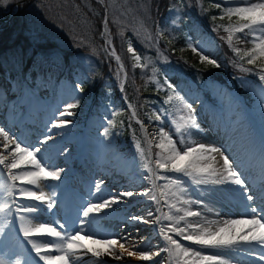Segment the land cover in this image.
I'll use <instances>...</instances> for the list:
<instances>
[{"label":"trees","instance_id":"16d2710c","mask_svg":"<svg viewBox=\"0 0 264 264\" xmlns=\"http://www.w3.org/2000/svg\"><path fill=\"white\" fill-rule=\"evenodd\" d=\"M15 1L0 5V17ZM104 1L108 10L109 36L126 69L123 92L144 123L159 131L174 106V103H166L168 96L175 93L182 97L213 100L214 89L220 85L230 87L231 82L246 102L252 101L244 80L253 75L241 68L255 67L246 63L247 57L240 60L227 43L228 34L222 27L218 28L237 22L235 15L231 19L227 15L220 19L223 9L234 5L222 0ZM215 4L222 7L218 9ZM103 15L104 7L97 0L22 1L9 21H0V71L11 68L22 82L33 67L38 68L44 63L55 65L59 69L57 90L60 95H65L66 102L73 100L77 104L71 109L73 127H80L87 112L91 113L89 122L92 124L100 110L107 109L119 133L105 136L106 152L142 158L137 148L138 143L144 148L139 126L116 98L118 87L109 71L115 62L110 56L107 61L102 51ZM195 22L216 40L214 59L223 67L201 61L200 56L189 48L188 26ZM157 26L163 33L158 43L155 41ZM251 39V36L236 33L233 46L241 49L243 55L253 46ZM129 43L142 57L140 63L144 66H134L133 55L127 51ZM164 72L177 74V86L170 89L166 85ZM77 84L83 91L76 87ZM34 95L41 99L45 97L38 93ZM156 115L162 119L157 121ZM105 128L109 129V126ZM158 142L159 138L151 147L155 158L160 151L156 147Z\"/></svg>","mask_w":264,"mask_h":264},{"label":"rangeland","instance_id":"374dc122","mask_svg":"<svg viewBox=\"0 0 264 264\" xmlns=\"http://www.w3.org/2000/svg\"><path fill=\"white\" fill-rule=\"evenodd\" d=\"M222 1L227 2L228 5L241 6L230 4L229 0ZM13 5L14 2L11 8ZM105 10L106 9H104V11ZM107 11L108 10H106V12ZM9 20L10 18L7 21ZM160 29L161 28L157 29V35L158 33H162ZM188 32L189 43L202 50L204 55L213 59L217 49L216 40L205 32L202 26L197 22L188 26ZM106 50L107 49L103 47L102 51L105 56L108 54ZM203 62L207 63L206 61ZM219 65L223 67L221 64ZM260 67L261 64L259 62V64L253 68V71L250 72L251 75H256L258 80L253 78L244 80L246 87L252 93L253 103L250 106L244 103L241 96L237 94L233 87L229 89L224 85L217 87V98L214 103L209 102L204 104L205 101L201 100L202 103L199 102L196 104L197 106H193L189 98H184L186 103L192 105L196 119L200 124L199 130H190L191 135H185L184 139H192L207 145H215L223 149L230 158L237 161H241L246 154V148L244 145L240 144L242 140L257 139L258 144H261L264 149V103H261V100L264 99V92H262V89H264V82L259 80L258 72ZM109 71L113 82L117 83L120 72L116 63L112 65V70L109 69ZM57 78V69L50 64H44L40 68L34 67L28 75L29 83H20L12 70H7L5 73L0 72V127H4L10 134L16 135L27 144L35 146H41L38 145L37 142L45 136L51 135L54 139L49 141L46 145L41 146L44 149L41 155H43L45 161L53 167L65 169L61 180H54L52 183L50 179L51 181L49 180L48 184L43 188L46 194L53 195V207L47 209L45 205H41V211L38 214L40 222L51 223L57 228L60 224H64V230L69 233L82 227V235L85 233L94 234L95 238L120 239L123 235H128L130 237L138 236L140 240L145 238L153 242L159 241L162 244V249L167 248L168 245L163 239L160 229L168 225L170 221L163 219V215H183V212H177L176 208L190 207L191 209L193 204L188 206L184 205L182 202H177L176 197L172 195V193L177 190L169 184V180L156 177L166 176L181 180L184 189L181 201L185 199L189 200L191 196H193V193L187 190V183L191 179L182 174H176L165 170L157 171L154 167L153 158L149 157L148 152V160L151 162L150 167L155 170L156 176H152L146 171L144 168L145 163L141 165L133 157L126 158L125 156H116L106 152L105 130L102 131V129L104 124L109 125L110 120H107V111L103 109L100 111L99 117L95 118L93 130H90L96 133L95 137L98 138V141L95 142V145L93 144V147L90 146V148H87L84 132L72 128L73 120L71 117L60 116V113L65 110L61 107H66L67 104H73V100L65 102V95H60V91L56 88L57 98L55 105L53 108L48 105L49 95L55 90V87H57ZM31 89L41 94V96H45L44 99H42V101H44L42 105L43 118L34 117L33 123L27 120L28 111L32 105L30 96ZM199 105L202 106V109H198V112L195 113V109L196 107L198 108ZM181 108L182 106L177 104L172 108V113H174L173 119L177 122H180V116L186 115ZM205 112H213L216 117L215 119L219 121L220 126H218L220 130L217 129L220 134L219 138L215 136V133L209 127L205 119L207 116H205ZM61 119L70 121V124L65 128L53 127V124ZM260 126L263 129L262 131ZM109 128V137L118 133L116 127L109 125ZM163 128L173 133V139H181L180 136L174 134V125L171 120H168ZM100 130L101 133H99ZM148 133L153 144L158 138L157 134L154 129L149 130ZM235 141L238 143L237 145H240L231 150L228 143L230 142V144H232ZM216 157L218 159L217 161L221 160L218 154H216ZM261 168L262 165L255 169L251 168L246 174V179L248 181H253L255 178L258 180L261 179ZM153 181H155V186ZM97 182H102L100 193H97L95 188ZM166 185L168 187H165ZM257 187L259 188L260 185ZM149 190H151V195L156 196V200L151 199L150 196L142 195V193ZM127 191L133 192L134 195L132 197H122L120 202L112 205L110 209L105 210V212L99 215L92 216L89 221L81 224L85 219L82 215V209L86 207L88 203H94V197H98L99 201H101V198H108ZM206 191L215 197L222 198L219 192ZM252 192L254 193L256 190ZM256 194L258 200V198H260V190L259 193ZM224 201L227 203L225 199ZM20 202L24 204L34 203L27 199H21ZM258 203L262 205L260 207H264L261 200H259ZM169 204H176V208L170 209ZM149 212L152 213L151 217L148 216ZM23 214L24 213H15L14 211L12 215L7 217V220L11 221V223L5 229V235L0 237V258L5 259L7 262L6 264H15L16 260H20L21 264H44V262L36 256L35 252L30 250L31 245L28 244L20 233L19 215ZM134 216L145 217L153 221V223L144 224L137 222L132 219ZM157 217H161L159 222H156ZM227 217L232 216L228 215ZM232 218L236 219L234 217ZM112 227L114 229L111 233L110 230ZM179 227H184V223L181 222ZM153 230L156 233L155 236L151 235ZM98 231H101V233ZM168 234L173 235V238L179 240L185 247L195 249V247L191 245L193 243L184 240L183 237L176 236L173 233ZM17 236L20 238V241L17 239ZM15 238L16 240L12 241ZM146 245H149V243ZM11 246H15L13 252ZM91 246L99 247L97 245ZM158 246L159 245H157V247ZM161 247L157 251L159 255L153 256V258L148 261L126 259L125 255L120 259H116L115 257L119 253V249L116 247V253L113 255L105 254L99 258L94 257L93 261L89 264H177V260L171 258L169 253L163 251ZM26 251L27 253L31 251V254H27ZM142 251L152 252L153 247L145 246L142 248ZM252 253V255H249L250 253H247V255L249 257H255L256 255H254V252ZM7 254L8 256L6 257ZM89 255L92 256L91 253H89ZM7 258L8 260H6ZM95 259H97V262L94 261ZM180 264H183V262L181 261ZM233 264L239 263L234 262Z\"/></svg>","mask_w":264,"mask_h":264},{"label":"snow or ice","instance_id":"6c2138e0","mask_svg":"<svg viewBox=\"0 0 264 264\" xmlns=\"http://www.w3.org/2000/svg\"><path fill=\"white\" fill-rule=\"evenodd\" d=\"M10 0H0V5L6 6ZM230 4L241 6L226 7L223 9V15L220 19H224L227 15L229 19L235 15L238 20L235 24H230L227 27L219 25L218 28H223L227 35V43L233 48V51L239 56L240 60L247 57L246 63L254 67L259 61L258 76L261 82H264V0H229ZM216 8H221V4H215ZM216 19V17H213ZM175 22V21H174ZM107 24V19L105 20ZM236 33H243L245 36H251L252 47L243 52L241 49L233 46V36ZM163 35V33H158ZM189 48L194 53L200 56L201 61H206L208 64L215 67H220L215 59H210L204 55L202 50L196 46L189 44ZM127 51L132 53L133 59L136 62L134 66L141 65L142 57L138 55L129 43ZM113 55L115 51L113 50ZM117 61L120 60L118 55H115ZM121 69L123 65H120ZM242 71L252 72V68H241ZM76 87L83 91V88L77 84ZM171 89L172 86L169 85ZM175 93V89H172ZM264 92V89H262ZM166 103H174L182 106L181 110L186 113L179 117L177 122L172 121L174 125V134L180 136V140L173 139V133L160 128L158 131L159 142L156 147L160 149L155 154L156 169L165 170L168 172L182 174L189 177L195 184H214V185H233L241 190V195L245 200V214L241 218L226 219L223 221L204 220L203 223L191 222L189 217H201L202 213L190 210V207L176 208V204H169V208H176L177 212H183V215L164 214L163 219L170 221L160 229L163 239L168 247L162 249L167 251L171 258L177 260V264L182 261L183 264H232L230 258L225 253L231 251H239L245 249H254L259 246L262 249L259 255V260L264 261V207L252 206V202L257 198V194L251 190L250 182L245 178L240 167L243 166V161L239 163L230 158L226 152L215 146L200 143L196 140H185V135L190 136V130H199L198 123L192 105L185 102L184 98L175 93L169 95ZM264 103V99L261 100ZM77 107V104H67L65 110L60 113V116H70L73 113L69 109ZM133 107L132 116H136ZM155 119L160 121V115H156ZM143 127L142 121H137ZM70 124V121L61 119L53 124L55 128H65ZM109 125L114 126V121H109ZM147 132V129H145ZM104 135H109V129H105ZM51 135L40 139L38 145H46L53 140ZM151 146L152 140L147 141ZM41 146L27 144L14 134H10L4 127H0V237L5 235V229L11 223L7 217L15 213H24L19 215L20 233L24 239L31 245V249L36 256L44 262V264H76L81 253H91L93 257H101L105 254L113 255L116 253L118 245L119 253L116 259L122 256L135 257L139 260H151L153 256H158L159 252H147L137 249L135 243L126 241L121 243L116 238H95L94 234H81L83 229L78 228L69 233L66 232L65 225L60 224L58 228L48 222H40L38 214L41 211V205H45L47 209L53 207V195L46 194L43 191L44 186L48 184L49 179L59 181L62 179L64 168H55L47 163L44 156L41 155L44 149ZM138 151L143 158L145 155L144 149L137 144ZM150 151V148H149ZM218 154L222 160V164L217 161ZM262 168L260 181V199L264 204V149L261 152ZM151 162H145L144 168L152 176H156L155 170L150 167ZM169 180V184L177 191L172 195L176 197L177 202H182L184 205L190 206L193 202L182 200L183 182L179 179L171 177H156ZM19 182V183H18ZM101 183L97 182L95 188L97 193L101 192ZM155 186V181H153ZM165 187H168L167 185ZM133 192L127 191L118 195H113L108 198H101L100 202L88 203L82 209V215L85 218L81 224L89 221L92 216L99 215L105 210L110 209L112 205L120 202L122 197H132ZM142 195L150 196L156 200L155 195H151V190L145 191ZM21 199L31 200L34 203L24 204ZM211 211V209H209ZM151 217L152 213L149 212ZM133 220L144 224L153 223L145 217H132ZM161 217L156 218L159 222ZM35 221V222H34ZM181 222L184 227H179ZM246 226V227H245ZM173 233L176 236L183 237L184 240L190 241L193 244L199 245L201 249L213 250L211 254H205L203 251L196 250L190 247H185L179 240L174 239ZM97 245L99 247H92ZM187 258V259H185ZM0 264H6L5 259L0 258ZM15 264H21L20 260H16Z\"/></svg>","mask_w":264,"mask_h":264},{"label":"bare ground","instance_id":"6f19581e","mask_svg":"<svg viewBox=\"0 0 264 264\" xmlns=\"http://www.w3.org/2000/svg\"><path fill=\"white\" fill-rule=\"evenodd\" d=\"M119 72H120V76L117 79V82H118V84H121L122 71L120 68H119ZM144 134H145L146 142L148 140H151V137H150L148 131L147 132L144 131ZM243 139H245V138H243ZM240 144L244 145V147L246 148V154H245L244 158L241 160L244 163H243V166L240 167V169H239L240 171L243 172V174L245 176L248 173V171H250L251 168L255 169L258 166L262 165L261 152H262L263 146L261 144H258L257 139L242 140ZM239 145H237L236 148ZM233 148H235V147H232V146L230 147L231 150ZM219 162L222 164V160H219ZM237 162L239 163L240 161H237ZM53 181L54 180H52L51 182L53 183ZM260 181H261V179H259L257 183L250 184L251 190H255L256 188H258L257 186L260 185ZM187 190H190L193 193V196H191L189 201L198 202V203H192L193 207L190 210L198 211V212L202 213V217L203 216H209V215H217L218 211L220 214H223V216H225V217L227 215H230L228 213L226 215L227 211L231 212L232 213L231 216L236 218V219L241 218L245 214V203L246 202H245L243 196L240 194L241 190L239 188L233 186V185H214V184H210V183L209 184H195L192 180H190L187 183ZM206 190L214 191L216 193L219 192L222 194V196H221L222 198L215 197ZM224 198L228 199L231 202L232 209L228 210L225 208V207H227V205L225 204V202L223 200ZM259 200H261V199L258 198V201ZM93 202L96 203V202H100V201H99L98 197H94ZM252 205H254V201L252 202ZM180 208H182V207H180ZM209 209H211V211H209ZM199 218L200 217H189L188 220L191 222H197L198 220H200ZM113 229L114 228L112 227L110 230L111 233L113 232ZM98 232L101 233V231H98ZM151 235H153V236L156 235L154 230L152 231ZM119 240L121 243H125L126 247L129 246L128 243H126V241L133 242L136 244L137 249L141 250V251H142V248L146 246V247H153L152 252H157L162 245L159 241L153 242V241L147 240L145 238H142L140 240L138 236L130 237L128 235H125V236L123 235ZM148 243H149V245H146ZM157 245H159V246L157 247ZM191 245L193 247H195V249L203 251L205 254H211L213 251L211 249H201L200 246L196 245V244H191ZM116 247H118V245ZM11 248L15 250V246H11ZM161 249H162V247H161ZM30 250H32V249L30 248ZM252 252H254V255H256L255 257H252V256L249 257L247 255V253H250L249 255H252L253 254ZM261 252H262V249L259 246H256L254 249H248L246 247L245 249H242L239 251L227 252V253H225V255L231 259L232 264L234 262H238L239 264H264V261H261L258 258L259 255L261 254ZM7 256H8V254L6 255V257ZM93 258L94 257L90 256L89 253H87V254L81 253L80 258L76 261V264H89L91 261H93ZM125 258L126 259L139 260L135 257H128L127 255H125ZM6 260H8V258ZM94 261L97 262V259H95Z\"/></svg>","mask_w":264,"mask_h":264},{"label":"water","instance_id":"95a60500","mask_svg":"<svg viewBox=\"0 0 264 264\" xmlns=\"http://www.w3.org/2000/svg\"><path fill=\"white\" fill-rule=\"evenodd\" d=\"M20 1H22V0H19V1H17L16 3H15V10H17L18 8H19V4H20ZM100 1V0H99ZM13 13L14 12H9L6 16H4V17H2V18H0V20H7L9 17H11L12 15H13ZM113 50L115 51V49L113 48ZM109 53H113V51L112 52H109ZM115 55H118L117 54V52L115 51ZM114 55V56H115ZM119 56V55H118ZM118 62V64L119 65H121L122 64V62H121V60H119V61H117ZM123 65V64H122ZM123 71H124V74H125V68H124V66H123ZM130 108V111H131V113L133 112V109H132V107H129ZM136 120H137V118H136V116L134 117Z\"/></svg>","mask_w":264,"mask_h":264}]
</instances>
